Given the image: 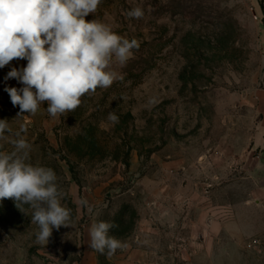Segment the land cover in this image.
Masks as SVG:
<instances>
[{"label": "rangeland", "instance_id": "rangeland-1", "mask_svg": "<svg viewBox=\"0 0 264 264\" xmlns=\"http://www.w3.org/2000/svg\"><path fill=\"white\" fill-rule=\"evenodd\" d=\"M262 3L102 0L86 19L139 47L125 65L113 63L121 79L57 117L46 103L18 116L4 89L22 85L4 77L27 61L0 69V119L11 129L0 151L26 139V162L54 170L61 204L71 210L69 226L53 229L46 245L37 243L29 205L0 201V264L79 263L93 223L112 224L109 235L123 242L142 211L162 205L177 219L149 234L154 255L264 264ZM137 7L144 15L130 18ZM107 256L98 252V264Z\"/></svg>", "mask_w": 264, "mask_h": 264}, {"label": "clouds", "instance_id": "clouds-1", "mask_svg": "<svg viewBox=\"0 0 264 264\" xmlns=\"http://www.w3.org/2000/svg\"><path fill=\"white\" fill-rule=\"evenodd\" d=\"M102 0H0V69L13 61L4 80L15 79L22 86L5 87L20 114H36L42 104L51 117L74 111L81 98L97 88H108L120 74L113 63L125 65L138 49L136 39L115 33L100 19L87 20ZM144 15L139 7L130 18ZM108 120L118 122L114 113ZM11 131L9 121L0 119V139ZM25 131V129H21ZM20 136V132L16 133ZM12 152L0 151V201L13 199L17 208L29 205L31 223L38 225L37 243L48 244L53 229L68 227L71 210L61 204L62 193L53 169L26 162L30 145L24 138L12 140ZM23 153V154H22ZM86 203V201H82ZM112 224L104 221L90 227V247L113 255L126 245L109 235Z\"/></svg>", "mask_w": 264, "mask_h": 264}, {"label": "crops", "instance_id": "crops-1", "mask_svg": "<svg viewBox=\"0 0 264 264\" xmlns=\"http://www.w3.org/2000/svg\"><path fill=\"white\" fill-rule=\"evenodd\" d=\"M261 38L264 40V30ZM176 213L170 208L162 207L154 210L142 211L139 228L136 229L133 236L127 238L123 243L126 245L123 249H118L113 255H108L106 261L108 264H187L179 258H165L160 255H154L149 241V234L160 232L167 225L175 223ZM166 223H169L166 225ZM171 223V224H170ZM163 232V231H162ZM165 232V231H164ZM82 259L76 264H98V251L90 247V232H87L84 239Z\"/></svg>", "mask_w": 264, "mask_h": 264}, {"label": "trees", "instance_id": "trees-1", "mask_svg": "<svg viewBox=\"0 0 264 264\" xmlns=\"http://www.w3.org/2000/svg\"><path fill=\"white\" fill-rule=\"evenodd\" d=\"M261 9H262V12H263V14H264V4L262 3V7H261Z\"/></svg>", "mask_w": 264, "mask_h": 264}]
</instances>
